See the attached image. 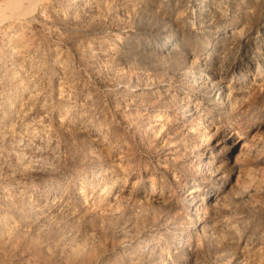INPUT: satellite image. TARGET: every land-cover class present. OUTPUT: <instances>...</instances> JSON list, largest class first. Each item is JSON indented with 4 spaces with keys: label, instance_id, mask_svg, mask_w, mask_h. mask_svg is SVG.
<instances>
[{
    "label": "rangeland",
    "instance_id": "obj_1",
    "mask_svg": "<svg viewBox=\"0 0 264 264\" xmlns=\"http://www.w3.org/2000/svg\"><path fill=\"white\" fill-rule=\"evenodd\" d=\"M37 3L0 17V264H264V0Z\"/></svg>",
    "mask_w": 264,
    "mask_h": 264
},
{
    "label": "bare ground",
    "instance_id": "obj_2",
    "mask_svg": "<svg viewBox=\"0 0 264 264\" xmlns=\"http://www.w3.org/2000/svg\"><path fill=\"white\" fill-rule=\"evenodd\" d=\"M29 3L30 7H34V5L38 2V0H11L9 2H6L4 4H0V17L7 14V12H10V14H20L22 12H25L29 8L25 6V3ZM38 4V3H37ZM36 6V5H35ZM39 11V10H38ZM12 15V16H13ZM7 16V15H6ZM2 22V21H1ZM208 138H203L202 140L207 141ZM197 190L191 191L190 193L194 194Z\"/></svg>",
    "mask_w": 264,
    "mask_h": 264
}]
</instances>
